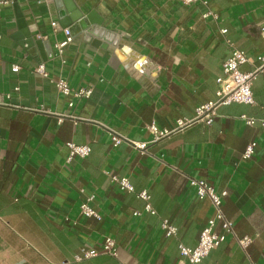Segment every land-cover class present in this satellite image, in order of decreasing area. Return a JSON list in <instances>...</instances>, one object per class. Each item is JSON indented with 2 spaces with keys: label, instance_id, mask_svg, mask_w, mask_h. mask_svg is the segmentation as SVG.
<instances>
[{
  "label": "crops",
  "instance_id": "1",
  "mask_svg": "<svg viewBox=\"0 0 264 264\" xmlns=\"http://www.w3.org/2000/svg\"><path fill=\"white\" fill-rule=\"evenodd\" d=\"M64 1L0 0V264H188L179 246L197 247L214 216L191 179L228 193L223 211L234 223L235 236L201 264H264V127L241 120L264 121V74L253 84L255 105L223 106L211 126L196 123L145 151L134 147L153 141L152 124L171 129L217 99L228 41L251 57L245 72L259 66L264 0H70L101 26L71 27L73 40L60 55ZM209 11L219 19L205 18ZM27 35L49 47L30 50ZM42 64L48 78L36 71ZM59 80L71 96L58 91ZM81 91L92 94L75 98ZM113 134L124 138L118 147ZM69 143L92 152L68 161ZM252 143L255 153L245 160ZM115 175L127 177L135 193L113 183ZM145 191L156 215L145 212ZM91 197L99 217L82 213ZM163 220L176 237L166 236ZM108 237L118 258L101 254ZM245 238L252 242L242 248Z\"/></svg>",
  "mask_w": 264,
  "mask_h": 264
},
{
  "label": "built area",
  "instance_id": "2",
  "mask_svg": "<svg viewBox=\"0 0 264 264\" xmlns=\"http://www.w3.org/2000/svg\"><path fill=\"white\" fill-rule=\"evenodd\" d=\"M2 3L7 4L8 0H2ZM186 6L194 5L201 1L202 4L208 6V1L205 0H180ZM205 18L213 17L214 20H218L219 16L213 12H208L204 16ZM53 27L57 28L58 23L53 22ZM227 30H221L222 35L227 34ZM66 39L64 42L57 45V50L60 55L64 54L65 48L72 42L73 37L68 29L64 30ZM230 49V57L224 63L223 75L217 79L218 90L216 93L217 99L213 102L201 105L196 109V117L194 119L184 120L180 119L176 122L175 127L171 129H160L155 124H152L148 129L153 136V141L150 143H134V147L139 151L147 150L149 144L157 143L163 139H167L175 134L181 133L193 124L203 123L207 126H211L217 116L218 110L227 105L233 103L245 104V105H255V99L253 94V84L258 75L264 74V56L257 57L259 66L253 72H245L243 67L251 63L252 59L244 51L237 49L231 42H227ZM18 71V67L14 69ZM42 77L48 78V73L44 65H40L36 69ZM55 86L59 92L66 96L72 95V89L69 84L64 80H59L55 82ZM16 91H19L17 88ZM92 94V91H81L74 94L75 98H88ZM5 103L0 102V105ZM75 103L71 102L69 106L74 107ZM41 113H48L44 107L38 110ZM241 120L245 122L248 126H255L260 123L264 127V121H259L254 118H249L246 115L241 117ZM112 141L114 147H118L124 142V138L118 134L112 135ZM69 160L71 161L74 157H79L81 159H86L90 156L92 148L88 145L80 146L75 143H69ZM257 143H252L247 148L243 155V159L247 160L252 157L255 153ZM111 181L119 186L122 191L127 193H135V188L131 184L127 177H122L120 175H115L111 177ZM190 185L196 190V193L200 199H209L213 210L214 216L208 220L207 225L203 229L200 237V241L197 247L189 248L184 245L179 246L180 255L184 261L188 264H201L209 255L217 249L222 243H224L228 236H235L234 233V223L225 217L223 211L224 199L228 196L226 191L218 193L213 187H211L207 182L198 179H191ZM139 198L147 202L145 207V212L151 215H156V211L153 209L150 201V194L145 191L139 194ZM94 199L91 197L88 199L87 203L82 205V213L88 217H99L96 212L90 207L89 203ZM142 213L136 212L135 216H141ZM218 224L221 225V232L217 231ZM162 229L164 230L167 237H176L178 235V229L172 225L168 220L162 221ZM252 239L245 238L239 241L242 248H247ZM102 255L111 256L113 258H118V247L116 241L113 238H106ZM86 258L97 257L99 254L95 252H86Z\"/></svg>",
  "mask_w": 264,
  "mask_h": 264
},
{
  "label": "water",
  "instance_id": "3",
  "mask_svg": "<svg viewBox=\"0 0 264 264\" xmlns=\"http://www.w3.org/2000/svg\"><path fill=\"white\" fill-rule=\"evenodd\" d=\"M65 8L67 9V15L63 16L61 18V24L63 26L64 29H68L73 37V32L72 29H70L71 27L78 29V32L81 31H86L88 29H90L92 26L95 25H100L101 26V21L99 19H97V17L95 16V13H92L91 15L84 17L82 15V13L75 7V5L70 1V0H65ZM17 7V6H16ZM64 7H60L59 10H63ZM17 10V16L20 20V28L22 30H25L27 28V25L25 23V21L22 18V14L20 13L19 9L16 8ZM27 39H30L27 41L28 44V48L30 50H33L34 47L39 48L40 50L44 47V48H48V44L45 42H40V41H36V39L30 37V35L26 36ZM26 44V45H27Z\"/></svg>",
  "mask_w": 264,
  "mask_h": 264
},
{
  "label": "bare ground",
  "instance_id": "4",
  "mask_svg": "<svg viewBox=\"0 0 264 264\" xmlns=\"http://www.w3.org/2000/svg\"><path fill=\"white\" fill-rule=\"evenodd\" d=\"M127 52L130 54V51L129 50H127ZM121 59L124 61V62H126L127 60H128V56H125V55H121ZM143 61V60H142ZM139 68L141 67V65H139L138 66Z\"/></svg>",
  "mask_w": 264,
  "mask_h": 264
}]
</instances>
